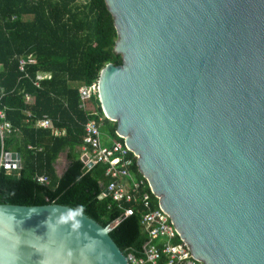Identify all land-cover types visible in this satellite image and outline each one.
<instances>
[{
    "label": "water",
    "instance_id": "water-1",
    "mask_svg": "<svg viewBox=\"0 0 264 264\" xmlns=\"http://www.w3.org/2000/svg\"><path fill=\"white\" fill-rule=\"evenodd\" d=\"M105 1L121 65L99 74L104 117L194 259L264 264V0ZM114 225L0 203V264H128Z\"/></svg>",
    "mask_w": 264,
    "mask_h": 264
},
{
    "label": "trees",
    "instance_id": "trees-1",
    "mask_svg": "<svg viewBox=\"0 0 264 264\" xmlns=\"http://www.w3.org/2000/svg\"><path fill=\"white\" fill-rule=\"evenodd\" d=\"M115 42L116 28L105 0H0V88L5 94L0 107L7 108L6 119L19 130L0 137V153L1 147L22 153L19 168L7 172L0 167V203H57L82 211L102 226L117 221L109 235L124 255L140 256L147 240L140 223L141 203H118L110 194L101 196L112 180L106 164L87 168L81 159L88 120L103 118L100 139L102 135L122 141L116 123L104 117L98 99L92 96L81 109L78 94V87L96 82L107 64L121 65ZM21 59L24 72L18 69ZM39 75L48 77L38 87ZM26 94L31 98L28 102ZM44 116L51 118L52 128L37 126ZM53 128L65 133L55 136ZM101 143L106 144L102 139ZM62 150L67 164L57 176L55 162ZM127 156L133 160L129 171L134 178L142 177L136 157L132 152ZM41 176L48 183L40 182ZM143 190L150 192L146 183ZM159 202L150 192L151 208L159 207ZM119 204L135 210L123 217Z\"/></svg>",
    "mask_w": 264,
    "mask_h": 264
},
{
    "label": "built area",
    "instance_id": "built-area-1",
    "mask_svg": "<svg viewBox=\"0 0 264 264\" xmlns=\"http://www.w3.org/2000/svg\"><path fill=\"white\" fill-rule=\"evenodd\" d=\"M24 66V60H19L18 69L20 72H24ZM44 77L45 75H39L37 77L36 86H40V81ZM98 86L99 77L96 82L90 85H80L78 87L79 107L81 109L86 108V103L92 96L98 99ZM3 96L4 90L0 89V99ZM25 99L28 100L29 96L25 95ZM102 119L98 118V121L92 119L86 122L84 126L85 134L83 136V144L81 145V159L86 158L83 161L86 167L87 162H91L92 165L87 168H91L96 164H106V174L112 178L106 186V190L114 201L118 203H121V201L141 203L144 208V211L141 213L140 223L143 231L147 235V240L143 244L142 254L140 256H136L133 253L124 255L127 263L201 264L192 257L189 243L183 238H181V241L175 242V239L180 234L171 220L170 215L161 207L160 202L159 207L151 208L150 192H153L144 175L140 178H134L133 173L129 171L128 166L132 164L133 160L127 156V153L132 152V150L127 147L123 139L122 141L117 139L113 140L109 145L101 143L99 123ZM37 125L47 128L51 126V121L48 116H44L37 122ZM14 130L11 123L6 119L5 110L0 108V137L4 134H10ZM61 132L60 130H54L55 134H60ZM29 147L33 148L34 146ZM133 156L136 157L134 153ZM18 164L19 160L16 153L13 150H7L1 147L0 167L9 172L12 169L19 168ZM38 180L43 183H48L46 176H41ZM145 183L148 185L150 192L143 190ZM119 206L122 209L123 217L131 215L135 210L133 207H122L121 204Z\"/></svg>",
    "mask_w": 264,
    "mask_h": 264
},
{
    "label": "crops",
    "instance_id": "crops-1",
    "mask_svg": "<svg viewBox=\"0 0 264 264\" xmlns=\"http://www.w3.org/2000/svg\"><path fill=\"white\" fill-rule=\"evenodd\" d=\"M3 68H2V65H0V71L2 70ZM47 76H45L44 78H46ZM0 89H2V88H0ZM5 95V94H4ZM27 95V94H26ZM29 96V99H31L30 98V95H28ZM29 99L28 100H26L25 99V101L26 102H28L29 101ZM0 108H2V107H0ZM2 109H4L5 110V113H6V111H7V108L6 107H3ZM24 115H26V116H30V112H28V111H25L24 113H23ZM50 119V121H51V118H49ZM11 123V122H10ZM12 125V124H11ZM38 126V125H37ZM12 127L15 129L13 132H11V133H18L19 132V130H18V128L17 127H14L13 125H12ZM38 127H41V126H38ZM51 127V126H50ZM42 128H45V127H42ZM47 128H49V127H47ZM52 128V127H51ZM54 130H60V131H62L61 133H60V135H63L64 133H65V131H64V129H56V128H53L52 129V134H54L55 136L56 135H58V134H55L54 133ZM101 139H102V141L104 142V143H106V144H110V143H112V138H108V137H106V136H103L102 137V135H101ZM104 139V140H103ZM29 146H34L33 148L34 149H39L40 150V147L41 146H37V145H32V144H28L27 145V147H29ZM30 148V147H29ZM42 148V147H41ZM7 150H11V149H7ZM15 152H16V150H15ZM19 153V152H18ZM64 153V157H63V162H62V164H61V166H59L60 168L59 169H57V166H56V164H57V161L59 160V158H60V156L62 155ZM20 154V153H19ZM22 154V153H21ZM21 154H20V161L22 160V156H21ZM66 164H67V160H66V152H65V150H62V152H60L59 153V155H58V158L56 159V162H55V172H56V175L57 176H59L61 173H62V171L64 170V168H65V166H66Z\"/></svg>",
    "mask_w": 264,
    "mask_h": 264
},
{
    "label": "rangeland",
    "instance_id": "rangeland-1",
    "mask_svg": "<svg viewBox=\"0 0 264 264\" xmlns=\"http://www.w3.org/2000/svg\"><path fill=\"white\" fill-rule=\"evenodd\" d=\"M78 1L83 2L84 0H78ZM103 140H104V139H103ZM63 157H64V153L60 156L59 160L57 161V164H56L57 169L60 168L59 166H61V164H62V162H63Z\"/></svg>",
    "mask_w": 264,
    "mask_h": 264
},
{
    "label": "clouds",
    "instance_id": "clouds-1",
    "mask_svg": "<svg viewBox=\"0 0 264 264\" xmlns=\"http://www.w3.org/2000/svg\"><path fill=\"white\" fill-rule=\"evenodd\" d=\"M13 152H15V150H13ZM15 153H17V152H15ZM20 162H21V161H20V159H19V167H20ZM105 190H106V189H105Z\"/></svg>",
    "mask_w": 264,
    "mask_h": 264
}]
</instances>
